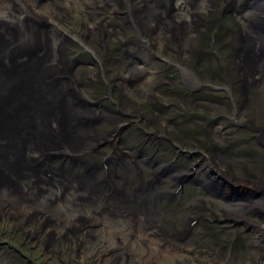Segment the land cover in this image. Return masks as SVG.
Returning <instances> with one entry per match:
<instances>
[{"label": "rangeland", "instance_id": "obj_1", "mask_svg": "<svg viewBox=\"0 0 264 264\" xmlns=\"http://www.w3.org/2000/svg\"><path fill=\"white\" fill-rule=\"evenodd\" d=\"M2 1L7 10L9 7V2H7V0ZM55 1L63 4V8L65 7L64 10H66L68 7H73L71 10L73 16L76 17V19L82 16L84 23L88 26L91 24V22L89 20L88 13L85 12V8H88L89 12L94 13L95 20L97 22H100V20H104L106 18L103 13H100V11H103L99 9L101 5L100 2L98 3L97 1H94L90 3L89 0H65L63 3L60 0ZM120 1V4H123V1H126V4L130 5L135 0ZM156 1L159 2L158 0ZM233 1L236 0H229V3L232 4L227 6L225 13L220 14L219 10L221 8V3L219 0H215L213 6L215 12L210 17L206 14V6H208L207 2H209V0H204V5H200L201 0H178V13H175L171 19L174 21L181 20V22H183L180 24V30L177 31L178 33H181L180 35H182L180 39L181 42L178 45H174L172 42H168L167 38H163L161 36L156 38V35L153 37L154 42H156L158 45H163L165 49L169 47V51H166L165 53H159L160 50L158 48H156V50L159 57L167 56L164 60L168 59L170 64L165 66V64L162 62H147L142 58L143 53L132 58V60H137L136 62L139 64L138 66L136 62H131V64H135L134 66H136L138 70L142 71L139 75H134L135 78L143 77V79L141 82L137 83V86H140V90L138 92L134 91L133 85V87L129 89L130 91H127L129 101H126V111L129 114H133L134 112L136 115L142 114L143 117L141 118L142 121L140 126L147 131H152L149 133H156L158 138L156 136L149 135L147 139L146 136H142V134L145 132L143 129H135L133 128V125L129 126L127 121L121 117L122 114L126 113L125 111L118 112L119 115H117L115 112V114H113V118H110L109 116L112 115L107 116L103 113L102 109H97L93 114L100 115V121L102 120L101 124H90L88 120L89 118L87 121H83L79 118L78 121H75L72 117L70 118L68 111L61 113L63 122L66 123V121L68 122L71 119L72 126L75 129L78 128L82 130L85 134L89 133V131L92 129L98 130V133L103 134V132L100 130H103L104 132L107 131L104 129L106 126H110V134L113 133V128L117 127V123H119L118 125L121 126L114 134L109 135L110 141L103 142L101 145L102 147L100 146L103 149L99 148L100 151L98 153L93 154L94 151H91V145L89 142L87 146L90 147V149H86V152L82 154L83 156H81V158L83 160H87L86 153L93 154L89 157L91 159L90 163L93 161L96 162V160L102 158L103 159L101 161L107 160L105 159V156H109L112 151H115L112 149V142L116 140L115 134L118 133L121 138L119 146L124 148V150L119 152V154H123L122 158L128 165L129 162H127L126 159L133 158L138 160V167H140L139 158L143 152L144 146L148 144L150 146L148 152H152V148L154 147L157 150V153L160 151L162 153L166 151L165 155L162 153L159 154L162 155V159L160 160L163 164H165V159L168 157L169 162L177 159L173 163L171 171H173V169L177 166H179V168L183 171L176 176L173 175V173L176 172L175 170L173 172L169 171L168 175L166 174L167 178L164 177V181H162L160 184L151 183L155 189V192H151V196H153L155 199V196L157 195V199L154 200L155 202L151 206L148 205L140 207L135 203L138 196L146 199L148 197V194L145 195L142 193L141 188H139L138 192L128 191L127 195H131V198H129L131 204H129L128 207L132 209V212L131 214L127 213L128 215L125 219L122 218L125 220V223L121 219L118 225L112 224L109 221H103L102 223L95 225L94 229L100 232L99 234L101 235L100 237L103 238V241H108L110 238L111 241L116 244L117 241H126V244L121 246L117 244L115 250L105 254H99L96 253V251H92L93 244L91 245V243H89L88 238L82 239L79 243L76 240L74 241V237L71 238L70 236H68V239L64 237V239L61 240L60 232L52 231L50 225L47 223L48 229L43 232L46 225L43 226L42 223L44 222H40L38 225H36V230H41L43 233L41 236H44V238L49 239V242H51L50 245L47 246L46 250H42L41 242L43 241V237L39 236L37 239L40 241V244H38V246L32 250L19 247L18 250L14 251V249H12L13 252H10L11 249L6 246L7 244H5L4 246L0 247V264H58V262H60L59 260H64L65 258L69 259V264H104L101 261L100 263H96L100 260L101 256L102 261L105 263L111 259L108 264H121L120 259H122L123 256H113L115 251H122L124 253L131 251L132 255H126V257L130 261L135 259L136 261L129 262L127 264H146L149 255H151L150 257L154 255L156 256V264H195L196 261H194L191 256H183L180 254L182 253L181 249L185 248V246L191 250L190 252L194 253V256L198 259L197 264H256L255 260L259 254L254 248L256 240L254 239L252 229H250L247 233L244 232V225H239L238 221L236 223L232 222L234 224L233 227L227 226L228 224H232L230 222L226 225H222V227L227 226L225 229L219 227L214 229L212 226L209 228L207 226L208 224L200 225L195 228V233L187 242H178L175 238V248L169 246L162 247L158 243H153L152 239L150 238L151 234L153 232L155 233L157 230L156 228L162 227L161 223L167 221V225L163 226L162 231L160 232V239L163 243L165 242L166 244H169L172 243V235L174 234L177 226H184V216H191L195 214V212H198L207 219L213 217L224 219L225 212L227 210H229L230 214V210H233V208L237 205H241L243 208L245 207L246 204L240 202V200L238 202L240 197H246V194L241 193V191H245L241 190L242 186L240 187V190H238L240 191L238 192V195H236V197H232V199L228 195L229 190H222V192L224 191V194H219V192L213 188L212 190H207L205 188L203 189L202 183L206 178H203V174L198 163L200 162L202 167L208 172V166L206 161L203 160V156L210 159L212 155L211 149H207L206 146L211 147L212 144L215 146V153L218 155V158L214 155L212 157H214V163L217 164V167H219V170H221V173H223V175L220 174L222 178H224V175H227L236 181L245 180L247 181L246 183H253L252 186H254L253 189H255L249 190V194L250 191L258 192L257 189H261V186L258 184V182L263 183L264 181V146L259 140V135L261 136V133H264V76L257 80L256 84H252V81L246 82L245 86L246 88L248 87V89L245 90L246 100L244 99L241 103L243 91L241 87L238 86V83H241V78L238 77V72L236 70L237 66L235 63L236 58L233 56L235 54V42L237 44V38L235 37L236 33H234L233 30L237 29L236 27L238 25L241 26L242 33H246L247 31L250 32L247 27L249 26L247 20H249V18L252 19L251 17L253 16L247 13V10L250 6L249 0H237L236 2ZM190 4L191 6H194V9H189ZM159 5L161 6V3ZM42 10H45L46 13L47 11L51 13L45 8L41 9V11ZM51 14L54 15L53 13ZM56 14H58V11H56ZM142 15L143 14L137 16L138 21L142 20ZM159 16L162 17L161 14H159ZM201 17L203 22H201ZM211 18H213L217 23H213ZM185 21L189 22L187 23ZM207 24L211 25L212 27L214 25L217 26L214 30L208 26H205ZM219 26L221 27L218 29ZM201 28L203 29L202 31ZM191 29H197V31L193 30L191 32ZM154 31H156L157 34V30ZM248 32L246 34H249V36H251L253 39H255V37L258 39V36ZM42 34L45 37L44 42L47 45V49L44 47L43 51L39 54V58L41 59L40 68H43V63H45L50 54V46L47 40L53 38L51 33L48 34V32H42ZM116 35L117 33L114 31L110 33L109 38L113 44H116ZM259 35L264 34L261 33ZM215 39V45L210 46ZM69 44H71L70 49L67 50L69 52H67L65 49V52L68 53L67 57L72 54V56L69 57V60L77 59L78 61V64L76 65L78 69L76 70L75 80L80 82V88L86 92L87 98L94 102V98L101 94L98 93L97 90L102 88L100 83L97 81L98 77L92 75V72L96 71L98 66L95 64L93 59H91V54L94 52V50H98V48L93 45H87L89 43L84 45V48H82V46L79 44L77 45L76 42H70ZM219 44L225 45L222 47ZM213 50L215 51L212 52ZM195 56L198 60V65L193 67L192 58ZM105 57H108V60L113 64V66H117L116 70L118 75H123L125 77L128 76L126 69L129 67L131 60L126 58L123 61L111 50H107L102 54L101 58ZM219 59H221L224 65H226L217 69L216 67L219 66L216 62L219 61ZM117 63H119V65ZM113 66L111 67L113 68ZM188 66H190L189 68L192 70L189 69ZM164 67L166 71L163 73ZM231 69L232 76L234 75L235 79L238 81L237 83L232 80L230 71ZM178 70L182 73L183 83H181L178 76ZM92 80L97 82L92 83ZM230 80L234 81V83H231L232 81ZM165 82L167 85L164 84ZM192 84H197V86L200 85L201 87V90L196 95L190 91L195 86H190ZM154 86H156V88L151 89ZM54 89H60L61 91H64L59 85ZM120 94L112 96V98L115 99L119 96H124V91L120 90ZM63 95L66 98V93H63ZM81 95L83 94L81 93ZM232 102H235L233 105L234 107L231 105ZM241 104H244L242 108H240ZM90 105V109L96 108L95 103H91ZM232 111H234L235 115L237 114L235 116L236 118L233 116ZM232 117L235 118V122H232ZM137 119L139 118L137 117L136 120ZM148 121L150 125H148V128H146L144 124ZM249 124L253 125V128L249 127ZM231 129H235L237 131L232 132ZM255 129L259 132H257ZM253 130H255V132H253ZM80 134L83 135L82 133ZM141 136L143 137L144 141H142ZM229 139L235 144L233 147L227 149L226 143L229 141ZM243 139L244 141H242ZM262 139H264V135ZM202 140L207 142L206 146L199 145L198 141ZM109 143H111L110 147H108ZM139 146H141V149L138 151ZM156 154L152 155L147 153L146 156L144 154L142 160L144 159L145 163L154 162L157 159L155 157ZM84 157L86 159H84ZM60 159L57 161H60ZM240 163L246 166V170L240 168ZM92 164L95 165L97 171H100L101 169L106 171L104 168L100 169L98 163ZM73 166H75L73 169L76 173H83L82 171L76 170L77 165ZM142 167L143 170H148V167L145 165H142ZM142 167H140V169H142ZM54 168L58 170V179L63 185H66V188L69 190V186L73 182L68 179L71 178V168L63 166L64 171L58 169L55 166ZM186 169H188L190 173L195 174V177L198 175V180L194 177L187 178L188 180L184 183L186 190L183 189V195L180 193V195L177 196V199H175L176 197L169 199L174 200L171 204L166 205V191H168L169 187L172 185L176 187L172 180H176L181 174L189 173ZM32 171L33 179L37 177L38 180V175H41L42 172L39 171L38 168ZM120 172L122 174L125 173V169L122 168ZM78 174L77 176L79 177ZM80 178L83 179L82 176ZM130 178H132L133 181H128L126 178V181L129 183L136 180V177ZM149 179L150 178H147L146 181L150 183L152 180ZM239 184L240 183H238V185ZM147 185L146 187H148ZM155 185L159 188H155ZM219 186L223 187L220 183ZM116 188L118 187L116 186ZM37 189L38 188L32 191H25V193L18 199L19 204H22L24 207L28 208V206H30L33 201L39 200V196L44 195V193H42V188L39 187L41 190L38 191ZM155 193L157 194L155 195ZM27 195H29L31 198H28ZM226 195H228L227 199H222V197H226ZM251 195L252 193L250 196ZM260 199H264V196L263 198L261 196ZM89 200L91 201L90 198ZM93 200L94 199H92V201ZM95 201L96 200L93 202ZM60 202L61 199H58V194L56 199L50 201L52 205ZM252 202L253 199L251 200V203ZM203 206H206L207 209L202 210L201 207ZM250 207L251 205L247 208L249 209ZM119 208L122 209L123 207L119 206ZM244 210H246V208ZM244 210H241V214L248 213L247 217L253 219L250 221L259 222L262 219L259 213L254 214V211L248 212ZM211 212L214 214V216L211 215ZM3 213H8L11 215V224H14V227L25 226L28 220L26 218L27 214H30L26 209V211L22 213L23 215L21 218H16L13 210H2L0 212V217ZM169 213L171 214L170 218L168 217ZM115 215V212H111V216ZM157 215H161L160 218L157 220L154 218L155 220H153L152 218L157 217ZM141 222L142 224L144 223V226L146 224L148 226L147 236L140 237L138 234L143 232H139V230H137ZM125 225H128L129 228H126ZM26 228L27 227H25V229ZM201 231L205 233H214L213 236H205V239H213L215 243L213 244V242L210 241L204 243L205 240L199 238ZM179 232L180 231L175 232V237ZM74 234L77 235V233ZM14 235L15 233L12 237L9 232L4 233V231L0 229V239L2 236H4L5 239L11 240V243L14 244L18 241L17 238L14 239ZM233 237L234 239L232 240ZM150 242L153 245H151ZM80 243L86 245L82 246V248L79 250L80 258H77L74 247L80 245ZM32 244L33 243H30L29 246H32ZM216 244H219L220 246H215ZM147 246L153 249L155 247H159L162 252L157 250L149 251ZM144 249L148 251L149 255H147ZM85 251L94 254V256L99 257V259L96 262L94 260V263H91L92 260L89 258V253L84 256ZM108 254L109 257H107ZM228 257H230L229 260ZM153 259L154 258H150V261Z\"/></svg>", "mask_w": 264, "mask_h": 264}, {"label": "bare ground", "instance_id": "obj_2", "mask_svg": "<svg viewBox=\"0 0 264 264\" xmlns=\"http://www.w3.org/2000/svg\"><path fill=\"white\" fill-rule=\"evenodd\" d=\"M14 1L20 2L23 0H7V2H9V3H13ZM94 1H97L98 3L100 2L99 0H89L90 3L94 2ZM249 1H250V4H249L250 6L247 10V13L249 15L255 16L257 14H260L262 11L264 12V0H249ZM100 3H102V2H100ZM132 3L140 6V9H142V11H143V13H142L143 17H142V20L139 21V23L142 26L144 32H146V33L148 31L154 32V30H157V34H155L156 38H159V36L164 38L166 35L167 37H169L168 42H172L171 41L172 37L170 36V33L163 31L160 27V20L162 19V17H160L158 19L154 28H152V29L146 28V24L150 20V17L154 20L156 18L155 16L158 13L157 10L158 9L161 10L159 3L156 0H151L150 3H154V4H150V5H149V0H135ZM204 3H205L204 0H201L200 5L201 4L204 5ZM60 7H63V4L59 3L58 1L56 2L55 0H52L50 2H46V4H43V6L40 9L45 8V9L49 10L51 13H53L56 18H58L59 16L62 18V16L59 14V12H58V14H56V11H58V9ZM178 9H179V7H178ZM182 9H180V10H182ZM4 10H6V6L3 4V1L0 0V13L4 12ZM149 10H150V13H149ZM161 16H163V14ZM11 18L12 17H10V19ZM151 22H152V24L154 23L153 21H151ZM185 22L188 23L189 21H185ZM180 24H181V20L180 21H174L173 19H167L168 28L169 29L172 28L175 32L180 30V28H179ZM247 27H248V30H250V32H248V31L247 32L258 36V39H257V37H255V39H253L251 36H249V34L246 35L245 32L242 33V38H244V43H243L242 50H241L240 54H238V60H242V62L245 64L244 69L246 70V73H247L246 82L252 81V84H256L257 80H259L262 76H264V53H262L264 50V35H259L256 32L254 33V30L251 27H249V26H247ZM48 34H50V31H48ZM47 41L49 42V46H50V52H49L50 54H49L47 60L45 61V63H43V68L48 67L50 64L55 63V61L57 60L56 55H57L58 51L55 49L56 48L55 47L56 42L54 40V37L47 40ZM38 45H40V44H38ZM40 47H42V46L40 45ZM43 48L44 47H42L38 50L39 54L43 51ZM155 53H157V50L155 51ZM39 54H38V56H39ZM135 54H136L135 56H137L138 52ZM233 56L235 57V54ZM127 59L131 60L130 65L128 64L129 68L126 69L127 74H128L127 77H131L132 79H135L134 75H139L140 72H142V71L138 70L136 68V66H134L135 64H131V62H136L137 60H135V59L132 60V58H127ZM75 63H78V61L76 60L73 64H75ZM235 63L237 66L236 70L238 72V77L240 75L239 78H241V80H242L243 74H242V72H240V70H238L237 60L235 61ZM136 64L138 66L139 63L136 62ZM43 72H44V70H42V73ZM64 85H65V83L61 82V84L59 86L61 89H63ZM245 85H246V83H245ZM133 86H134L135 92H138L140 90V86H137L136 82L133 84ZM35 89L36 88H34L33 83H31L28 87V91L30 93L32 91L35 92L36 91ZM62 92L65 93L64 91H61L60 89L54 90V95H55V98L58 102V105L52 104V103L50 104L49 102H45V101L40 100V103L37 104V106L35 107V111H37V114H38V121L43 124V126L45 128V133L39 132V130L37 128L38 122H36V119H30L29 120L28 118L24 117L25 120L20 123V126L22 127V129L25 133H29V134L33 133L38 140V142L32 144V146H30L27 149L28 155H30V156L38 155L39 151H38L37 147H40L42 150L45 149V147H50V148H53L52 151L53 150L54 151H63L65 153H67V156H65L63 162H64V167H67V168L70 167L71 168L70 169L71 170V174H70L71 178H68V179L73 181L71 184L72 186L68 185L69 186V190H68V188H66V185H63L62 182L58 179V177H57V171L58 170L53 167L52 174L56 176L55 183L58 185L59 190H60V191H58V187L52 185L49 178H47L44 175L42 165L39 164V166L37 167L39 169V171L42 172L41 175H38V180H37V177L35 179H33V177H32L33 171L31 170L30 166L27 164H23L24 166H22V167H24L25 173L29 177V180L27 181L26 184L23 185V187L21 189L22 193H14L13 191H11V189H6V187L2 183H0V212L2 210L3 211L13 210V213L16 216V218H21V216L23 215L22 213L24 211H26V209H27L28 213H30L31 216L33 218H35L36 225H38L40 222L41 223L44 222V223H42L43 226L49 224L52 231H59L60 232L61 240H63L64 237L66 239H68V236H70L71 238L74 237L72 232H71L72 228H75V230H77V231L80 230V233H84L85 236L88 238L89 243H91V245L93 244L92 245V251L93 252L96 251V253L105 254L107 252L115 250L117 244L112 242L110 238L108 241H105V240L103 241V238L100 237L101 236L99 234L100 232L96 231L94 229L95 225L102 223L103 221H105V222L109 221L112 224L118 225L122 218H124V219L126 218V216L128 215L127 213L131 214V212H132V209H130V207H128V205L131 204L130 199H129V198H131V195L128 196L127 192L128 191L129 192L130 191L138 192L139 188H141L143 194L149 195L151 189H152V192H155V189L152 186V184H155L157 182L154 181L153 179H151L147 175L146 170L142 171L140 169V167H138L139 170L136 171L134 169L133 165L129 164L130 165L129 166L125 161L121 160V158L119 156H122L123 154L120 153V154H122V155H120L119 152H122L124 150V148L123 147L121 148V146H119V142H120L121 138H120V135H118V133L115 134L116 140L114 142H112V146H113L112 149L115 151L111 152V154H110L111 156L110 155L105 156V159H107V160L101 161L103 164L107 165L106 171H103L102 169L100 171H97V169L95 168V165L90 163L91 159L89 158L93 154L98 153L100 151V149H103V148H100V149L98 148L99 150L98 149H91V151H94L93 154H87L86 153L87 160H83L81 158V156H83L82 154L84 152H86V149H88V150L90 149V147L87 146L89 142L95 141L96 139H100L102 142L110 141L109 135L114 134L116 132V130L118 128H120L121 126L118 125L119 123H117V127H114L113 133H110V134H109V129H110L109 127L110 126H106L104 129L107 131L104 132L103 130H100L103 132L104 135L102 133H98L99 131L94 130V129L89 131V133H87V134L83 133V131L78 129V128L75 129L72 126L71 119L68 122L66 121V123L63 122L62 117H61V113L68 111V115L70 116V118L72 117L75 121L76 120L78 121V118L80 119V117L85 115L89 118L88 120H89L90 124H93L92 119H94V117H98V119H99L98 123L101 124L102 120L100 121V118H101L100 115L93 114L94 112H96L97 109H99V106H97L96 108L90 109L88 112H85L78 105L73 104V99H71V97L68 94H66V98H65V96L63 95ZM78 108H80V109H78ZM5 118L7 119V117H5ZM7 123L10 125V131H9V134H10L11 128H12L11 125L13 126V128H15V125H14L15 122H11L9 120V121H7ZM98 123H95V124H98ZM54 126H58L61 128L63 144L61 142L57 141L56 138L54 137V135H53L54 132L52 129ZM80 133H82L83 135H81ZM40 143H42V144H40ZM151 143H153V142H151ZM234 144L235 143L232 141L231 146H227V149L233 147ZM149 147L150 146L148 144H146L144 146L143 152L141 153V156L139 155L140 156L139 163L141 165H145L146 167H148L147 171L155 169L157 166L168 175L169 171H171V168L173 167L174 162H171L170 168L166 167L160 160V159H162V155H159L162 153L161 151L156 154L155 157L157 159L154 162H151L150 168L148 166V164L150 162L145 163V160L144 159L142 160V157L144 154H145V156L147 153L151 154V151L148 152ZM63 148H64V150H62ZM115 154H117L118 157L115 156ZM162 154L165 155L166 151H164ZM55 159L58 160L60 158H55ZM84 159H86V158L84 157ZM203 160L206 161V164L208 166V172H207L205 170V168L202 167L200 162L198 163L200 166L201 172L203 174V178L208 177L209 180H214L213 187L216 184H218V185H219V183L222 184V186H223V187H221L222 190H225V191L229 190L228 195H230V197L232 198V197H236V195H238V192H240L238 190H240V187L242 186L241 190H245V191H241V193L246 194V197H240L238 199V202L240 200V202H243L244 204H246L245 207L250 206L252 199H258V198L260 199L261 196L263 198V196H264V181H263V183L258 182V184L261 186V189L260 188L257 189L258 192H254V191L251 192L250 191V194L252 193V195L250 196V194L248 192H249V190L253 189V187H254V186H252L253 183H251V184L246 183L247 181H245V180L236 181L234 179H231L230 176H227V175H224V178H225V180H224V178H222V176H221V175H223V173H221V170H219V167H217V164H215L213 160H210L208 158L207 159L204 158ZM135 161L137 162L138 160H135ZM34 162H36V161H34ZM86 164L91 165V169L89 170V172H86V174L85 173L78 174L73 169L75 167L73 165H77V166L81 165V167H84ZM165 164H166V162H165ZM122 168L125 169V173H123V174L120 172V170ZM174 170L176 171L175 173H173L174 176L183 172L179 168V166L174 168L173 171ZM173 171H171V172H173ZM77 174L79 175V177L77 176ZM188 174L189 173L181 174L177 177L176 180H172V182L175 183V186H177L178 182L183 184V182L186 180ZM81 176L83 179L80 178ZM140 176H141V179H140ZM130 177H136V180H134V182H131V183L127 182L126 178L128 181H133V179ZM102 178L110 179L112 182H114V188L115 189H114V191L112 190V193H110L108 198H105V194H108L109 186H107V184L104 182H100L99 184H97V186L95 185V182L98 179H102ZM147 178H150L152 181L149 183L148 181H146ZM66 183H67V180H66ZM238 183H240V184L238 185ZM146 185L148 187H146ZM116 186L118 188H116ZM149 186H152V187H149ZM39 187L42 188V193H44V195L39 196V200L33 201V203L30 206H28V208L24 207L22 204H19L18 199H19V197H21L25 193V191L26 192L28 190L32 191L36 188H38L37 191L41 190V189H39ZM156 187L157 186L155 185V188ZM157 188H159V187H157ZM166 193H168V191H166ZM166 193H164V194H166ZM57 194H58V199H61V202L52 205L50 203V201H52L53 199H56ZM156 194L157 193H155V195ZM179 195H180V193L175 196L176 198L175 197H172V198L177 199L178 198L177 196H179ZM89 198L91 199V201L89 200ZM92 199H94L96 201L93 202L94 200L92 201ZM155 199H157V195L155 196ZM154 200H153V203L155 202ZM241 200H245V201H241ZM61 203H63V204H61ZM153 203H152V205H153ZM119 206L123 207V208L120 209ZM239 206H241V205H237L236 207L233 208V210L231 209L230 214H229V210H227L228 215L237 216L238 211H234V210L238 209ZM111 209H112V212H115V214H116L115 216H111ZM249 210H251V208H249V209L246 208V210H244V211H249ZM170 215L171 214L169 213V215H168L169 218H170ZM238 215H239V213H238ZM160 216L157 215V217H153L152 219L157 220V218H160ZM87 219H89V221ZM123 222L125 223V220H123ZM143 224L141 222L139 224V228L137 229V230H139V232L143 231L142 233H138L140 235V237L148 235V233H147L148 226H147V224L145 226ZM86 226H88V228H85ZM78 228H79V230H78ZM118 234H116V235H118ZM182 235H183V233L181 231L176 235L175 238L177 239L178 242H180L179 238H181ZM71 238H70V242H71ZM184 241L187 242L188 240L185 239ZM150 244L153 245L151 242H150ZM85 245H83V243H80V245H78L77 247L80 250L82 248V246H85ZM147 249L149 251H152V250H157V251L160 250L161 251V249L159 247L158 248L155 247L153 249V248L147 246ZM116 255H121L124 257L126 255L131 256L132 253H131V251H129L128 253H124L122 251H119V252L115 251L113 256H116Z\"/></svg>", "mask_w": 264, "mask_h": 264}, {"label": "water", "instance_id": "obj_3", "mask_svg": "<svg viewBox=\"0 0 264 264\" xmlns=\"http://www.w3.org/2000/svg\"><path fill=\"white\" fill-rule=\"evenodd\" d=\"M258 24L264 28V23ZM0 29V183L6 189H14L28 177L23 164L33 170L34 161L27 159L25 151L38 142L33 133L23 131L20 123L24 117L38 122L37 111L31 107L39 104L40 100L58 105L54 95L57 83L49 84L46 79L49 68H40L38 50L42 47L47 49L46 43L42 47L37 42L29 44L25 37L31 33L37 39V33L23 25L9 26L8 29L0 26ZM31 83L36 91L30 93L28 87ZM9 120L15 122V128L11 125L10 134ZM37 128L40 133H45L42 123L38 122Z\"/></svg>", "mask_w": 264, "mask_h": 264}, {"label": "flooded vegetation", "instance_id": "obj_4", "mask_svg": "<svg viewBox=\"0 0 264 264\" xmlns=\"http://www.w3.org/2000/svg\"><path fill=\"white\" fill-rule=\"evenodd\" d=\"M150 1L151 0H149V5L150 4H154V3H150ZM210 1V0H209ZM220 1V3H221V1H224V0H219ZM237 1V0H236ZM236 1H233V2H236ZM253 2V1H252ZM251 2V3H252ZM159 4H160V2H158ZM207 4H209V2H207ZM232 3H229V1H228V3H227V6L228 5H231ZM160 6V5H159ZM215 12V11H214ZM214 12H212L211 13V15H210V17L214 14ZM149 13H150V10H149ZM219 13L220 14H222V13H225V12H222V10H221V8H220V10H219ZM159 14H161L162 15V10H160V9H158V13H157V15L155 16L156 18L153 20L150 16V20L151 21H153L154 23L152 24V22L149 20L148 21V23L146 24V28L148 29V28H150V29H152V28H154L155 27V24H156V22L158 21V19L160 18V16H159ZM206 14H207V6H206ZM95 17V15H94V13H91L90 12V16H89V20L91 19H93L94 17ZM256 16V15H255ZM255 16H253V17H255ZM253 17H251V18H253ZM212 19V21H213V23L214 22H216L213 18H211ZM201 22H203V21H201ZM151 23V24H150ZM181 23H183V22H181ZM212 23V24H213ZM217 23V22H216ZM95 28L94 29H91L90 31H87V35L88 36H86L87 37V39L84 41L85 43H89L90 45H93V46H95L96 47V45L98 44V41L100 42V40H101V38H100V34H98V30L101 28V26H102V23L101 22H97V21H95ZM204 24V23H203ZM202 24V25H203ZM150 25V26H149ZM218 25H219V22H218ZM205 26H208L209 28H212V29H214L215 30V28H216V26L217 25H214L213 27L211 26V25H209V24H207V25H205ZM221 26H219L218 27V29L220 28ZM237 29H232V28H230V29H232L233 31H234V33H236L235 34V37L237 38V44H236V42H235V51L234 52H236V48L237 47H239V45H240V43L242 42V38H241V36H242V32H241V26H238L237 25V27H236ZM193 30H197V29H191V32L193 31ZM203 29L201 28V31H202ZM161 32V31H160ZM163 33V32H162ZM164 34V33H163ZM179 34H181V33H179ZM246 34V33H245ZM165 35V34H164ZM247 35V34H246ZM182 36V35H181ZM104 38H107V44H111L112 42L110 41L111 39L107 36V35H105L104 36ZM164 38H167V40L169 41V37H167L166 35H165V37ZM215 41H216V39L215 40H213V42H212V44L210 45V46H213V45H215ZM227 41V40H226ZM227 43V42H226ZM220 46H222V47H224V45L225 44H219ZM80 46H82V48H84V46L83 45H81L80 44ZM210 46H208V47H210ZM207 47V48H208ZM215 50H213L212 52H214ZM218 52H220L219 50H217ZM262 53H264V50H263V52ZM141 54V52H138V54H137V56H139ZM196 61H198L197 60V58H196V56L194 57V58H192V65H193V67H195V62ZM217 64H218V66L219 67H216L217 69H219L220 67H222V66H225L224 65V63L222 62V60L221 59H219V61H217L216 62ZM190 66H188V68H189ZM129 68V67H128ZM132 68V67H131ZM189 69H191V68H189ZM192 70V69H191ZM229 75V74H228ZM239 77H240V75H239ZM209 78V77H208ZM210 79V78H209ZM203 95V94H202ZM229 95H230V93H229ZM201 96V95H200ZM199 100H200V98H199ZM232 101V100H231ZM235 104V102H232V107H234L233 105ZM243 105L244 104H241L240 105V108H242L243 107ZM232 113H233V115H234V117L237 115H235V113H234V111H232ZM236 118V117H235ZM238 118H239V116H238ZM199 142V145H204V146H206L207 145V142H205L204 140H202V141H198ZM202 142V143H201ZM203 146V147H204ZM207 147V149L208 148H210L212 151H213V149L215 148V146H213V145H211V147H208V146H206ZM115 156H117V154H115ZM123 156V155H122ZM122 156H119L120 158H121V160H123V158H122ZM118 157V156H117ZM124 161V160H123ZM137 164H138V161H137ZM158 167L156 166V168L155 169H157ZM136 187V186H135ZM184 189H185V187H184ZM186 190V189H185ZM188 191V190H187ZM261 202H262V204H264V199H261ZM245 208H247V207H239V210L238 209H236V210H234V211H238V213L239 214H241V210L243 211ZM201 209L202 210H205V209H207V207L206 206H203V207H201ZM103 211V210H102ZM198 213V212H197ZM200 214V213H199ZM169 215V214H168ZM211 215L212 216H214V214L211 212ZM170 217H171V215H170ZM200 218H201V224L200 225H204V224H208L207 226L208 227H211L212 225H210V223H213V222H210V220H211V218L210 219H207V218H204L201 214H200ZM214 218V221L216 222L217 220H216V217H213ZM157 219H159V218H157ZM199 225V226H200ZM43 239V241L41 242V246H47V244L49 243V239H46V238H42ZM204 239V238H203ZM74 241H75V238H74ZM204 243H206L205 241H204ZM38 244H40V241L38 242ZM117 244L118 245H123V244H126V241H117ZM217 246V245H216ZM117 247V246H116ZM153 251V250H152ZM160 251V250H159ZM160 252H162V251H160ZM230 259V257H228V260ZM136 260V259H135ZM135 260H133V261H135ZM60 262H58V264H69V259L68 258H65L64 260H59ZM111 261V259H109L108 260V262L107 263H105L104 262V264H108L109 262ZM133 261H130L126 256H124V257H122V259H121V264H127V263H129V262H133ZM158 261V260H157ZM156 264V263H155ZM264 264V263H263Z\"/></svg>", "mask_w": 264, "mask_h": 264}]
</instances>
